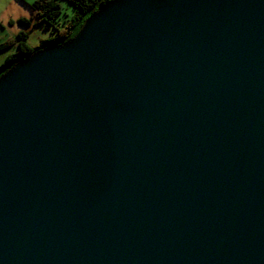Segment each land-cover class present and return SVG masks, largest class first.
Returning a JSON list of instances; mask_svg holds the SVG:
<instances>
[{
    "label": "water",
    "instance_id": "obj_1",
    "mask_svg": "<svg viewBox=\"0 0 264 264\" xmlns=\"http://www.w3.org/2000/svg\"><path fill=\"white\" fill-rule=\"evenodd\" d=\"M0 264H264V0H112L3 74Z\"/></svg>",
    "mask_w": 264,
    "mask_h": 264
},
{
    "label": "trees",
    "instance_id": "obj_2",
    "mask_svg": "<svg viewBox=\"0 0 264 264\" xmlns=\"http://www.w3.org/2000/svg\"><path fill=\"white\" fill-rule=\"evenodd\" d=\"M76 10L71 20L60 23L62 7L57 0H36L28 4L32 11L30 18L22 17L16 21L19 27L16 35L0 42V54L13 50L5 57L1 68L3 73L29 58L36 52L60 46L72 40L82 29L86 21L112 0H67ZM38 24H46L51 27L55 34L52 38L42 41L37 47L28 44L29 29Z\"/></svg>",
    "mask_w": 264,
    "mask_h": 264
},
{
    "label": "rangeland",
    "instance_id": "obj_3",
    "mask_svg": "<svg viewBox=\"0 0 264 264\" xmlns=\"http://www.w3.org/2000/svg\"><path fill=\"white\" fill-rule=\"evenodd\" d=\"M36 0H0V40L6 41L8 38L16 35L19 28L16 21L19 17L30 18L32 11L28 4H32ZM62 7V14L60 16L59 22L65 23V21L71 20L76 10L67 0H57ZM14 21L15 24L11 25L10 21ZM28 36V44L31 47H37L42 41L52 38L55 31L47 26L46 24H38L29 29H26ZM13 50L0 54V77L5 74L1 68L5 57L12 53Z\"/></svg>",
    "mask_w": 264,
    "mask_h": 264
},
{
    "label": "crops",
    "instance_id": "obj_4",
    "mask_svg": "<svg viewBox=\"0 0 264 264\" xmlns=\"http://www.w3.org/2000/svg\"><path fill=\"white\" fill-rule=\"evenodd\" d=\"M22 17H23V16H22ZM22 17H19V18H22ZM19 18H18V19H19ZM26 18H27V17H26ZM18 19H17V20H18ZM10 24L13 25V24H15V22L11 20V21H10ZM0 26H1V25H0ZM17 26H18V25H17ZM18 28H19V27H18ZM17 33H18V32H17ZM0 42H3V41L0 40Z\"/></svg>",
    "mask_w": 264,
    "mask_h": 264
}]
</instances>
